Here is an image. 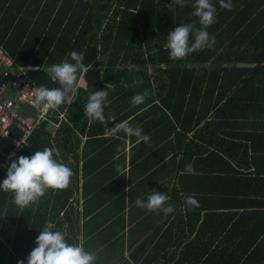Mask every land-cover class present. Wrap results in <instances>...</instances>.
Listing matches in <instances>:
<instances>
[{"label":"trees","instance_id":"trees-1","mask_svg":"<svg viewBox=\"0 0 264 264\" xmlns=\"http://www.w3.org/2000/svg\"><path fill=\"white\" fill-rule=\"evenodd\" d=\"M210 2L216 8V22L206 30L216 39L215 49L173 60L165 48L167 32L188 23L201 27L199 18L192 15L195 0H187L185 7H168L171 0H0V45L16 65L39 68L26 71L37 87H61L50 80L48 68L65 58L75 63L71 51L84 53L82 63L87 68V72L77 73L76 82L81 77L84 86L77 87L72 104L64 103L52 111L55 133L48 130L50 124H43L31 135L29 146L20 148L14 157H30L45 147L53 149L54 159L72 169L70 183L65 189H47L24 209L13 203L12 192L0 190V264H17L18 260L27 264L29 253L37 246L36 237L50 222L54 231L66 232L69 244H76L78 230L69 217L71 196L78 188L79 174L84 178L85 193L90 175L87 168L94 162L90 159L104 154L99 150L88 154L87 147L106 142L102 139L106 128L128 120L150 135V142H138L135 151H159L162 146L172 161L177 152L182 153V170L189 163L196 169L194 157L202 150L195 152L194 147L196 142L197 146L208 142V128L214 133L224 121L236 120L238 111L261 109L264 0H226L231 10L221 7L219 0ZM101 17L103 24L99 23ZM193 39L190 35V44ZM136 78L143 83L132 85ZM104 89L108 92L104 115L115 120L94 121L89 126L84 115L88 95ZM145 89L151 95L134 106L131 98ZM58 114H63V121L58 122ZM81 137L86 138L82 147ZM119 141H109L106 151L111 153L109 148ZM138 165L141 168L144 161ZM6 172L0 169V182ZM82 213L92 215L85 209Z\"/></svg>","mask_w":264,"mask_h":264},{"label":"crops","instance_id":"crops-1","mask_svg":"<svg viewBox=\"0 0 264 264\" xmlns=\"http://www.w3.org/2000/svg\"><path fill=\"white\" fill-rule=\"evenodd\" d=\"M76 83L84 86L81 77ZM237 114L214 133L208 128V142H196L194 151L202 152L194 157L195 174L189 175L182 174L181 152L172 161L162 149L167 140L159 151H135L137 137L122 131L112 136L106 128V142L87 147L88 154H104L90 159L94 162L87 168L85 193L79 174L71 196L69 217L78 230L76 244L97 255V264H264V105ZM48 130L54 134L56 129ZM117 138L120 141L109 148L112 152L106 151L109 141ZM85 139L81 137V147ZM152 190L166 194L175 211L164 214L137 207L136 200L147 201ZM189 195L199 206L186 211L184 198ZM84 209L92 215L84 217ZM135 226L140 233L131 232ZM45 229L54 231L53 222Z\"/></svg>","mask_w":264,"mask_h":264},{"label":"clouds","instance_id":"clouds-1","mask_svg":"<svg viewBox=\"0 0 264 264\" xmlns=\"http://www.w3.org/2000/svg\"><path fill=\"white\" fill-rule=\"evenodd\" d=\"M219 3L221 7L231 10L232 5L230 2L219 0ZM186 4L187 0H171L168 7L173 5L185 7ZM193 7L195 11L192 15L199 18L201 27L196 28L194 23H188L178 25L167 32L165 48L169 52L170 59H183L188 54L205 48L215 49L216 39L206 30L208 26L216 22L215 6L210 0H195ZM190 35L194 38L191 44L189 42ZM69 56L71 61L75 63L65 58L60 63L48 68L50 80L58 82L61 87L50 89L43 84L37 87L34 94L35 107L44 104L48 109H56L64 103L72 104L75 100V96L78 94L77 73L79 70L87 72V68L82 63L84 59L83 52L71 51ZM27 70L34 71L39 70V68L29 66ZM25 71L26 69L22 68L21 72ZM142 83L143 81L138 78L132 81V85ZM130 86L125 84V87ZM69 94H71V98H69ZM150 95L151 92L145 89L142 93L135 94L131 98V103L134 106L140 105ZM107 97L108 92L105 89L89 93L87 102L84 105V115L88 119L89 126L94 121L106 123L107 121L115 120L114 116L106 117L104 115ZM121 131L128 137H137V142H150V135L144 134L143 129L139 126H131L128 120L116 123L110 129V135L116 136ZM53 152V149L45 147L43 151H36L30 157L23 155L17 157L8 166L6 178L0 182V190L12 192L13 203L19 208L24 209L37 202L49 188L65 189L68 187L70 178L73 175L72 169L54 159ZM13 155L15 154L10 153L9 157ZM182 174H195L193 164H187ZM168 200L169 197L166 194L152 190L148 195L147 201L137 199L136 205L152 212L169 214L175 211V206L167 204ZM184 202L187 206L186 211L199 206L198 201L192 195L185 197ZM66 235V232L52 231L50 229L40 231V234L35 239L37 246L29 253L27 264H94L96 256L86 251L82 245L69 244L66 240ZM17 264H24V262L18 260Z\"/></svg>","mask_w":264,"mask_h":264},{"label":"built area","instance_id":"built-area-1","mask_svg":"<svg viewBox=\"0 0 264 264\" xmlns=\"http://www.w3.org/2000/svg\"><path fill=\"white\" fill-rule=\"evenodd\" d=\"M25 66H18L14 59L0 45V169L7 170L20 148L29 146L33 132L43 124H50L52 111L44 104L34 106L35 90L37 88L27 72H21ZM11 90L12 97L7 95ZM64 120L63 114H58V122ZM5 134H7L5 136Z\"/></svg>","mask_w":264,"mask_h":264},{"label":"rangeland","instance_id":"rangeland-1","mask_svg":"<svg viewBox=\"0 0 264 264\" xmlns=\"http://www.w3.org/2000/svg\"><path fill=\"white\" fill-rule=\"evenodd\" d=\"M103 22H104V17H101V19L99 20V23H100V24H103ZM101 41H102V40H101ZM102 42L104 43V41H102ZM148 70H149V69H148ZM7 95H8L9 97H12V92H11V90H8V91H7ZM137 227H139V226H137ZM137 227H136V226L133 227V228L131 229V232L135 233V232L137 231L138 233H140V229H138ZM95 240H96V237H95V236L90 240V246H91V247L94 245V243H96V242H94ZM121 243H122V237H121V238H118V239L116 240L117 249H119V244H121ZM97 262H98V257H97V255H96V260H95L94 264H97ZM107 264H116V261H115V262L110 261V262L107 263Z\"/></svg>","mask_w":264,"mask_h":264}]
</instances>
